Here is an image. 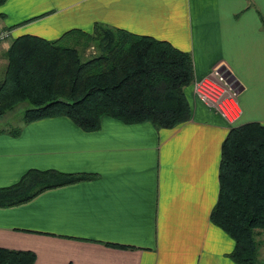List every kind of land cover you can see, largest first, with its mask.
<instances>
[{"label": "crops", "instance_id": "crops-1", "mask_svg": "<svg viewBox=\"0 0 264 264\" xmlns=\"http://www.w3.org/2000/svg\"><path fill=\"white\" fill-rule=\"evenodd\" d=\"M0 12L11 38L58 40L100 23L167 40L190 53L194 82L225 69L240 124H264V0H7ZM193 85L191 119L173 129L106 116L86 132L58 116L0 133V187L31 168L96 174L0 207V247L33 251L34 264H238L234 241L210 220L231 127Z\"/></svg>", "mask_w": 264, "mask_h": 264}, {"label": "trees", "instance_id": "trees-1", "mask_svg": "<svg viewBox=\"0 0 264 264\" xmlns=\"http://www.w3.org/2000/svg\"><path fill=\"white\" fill-rule=\"evenodd\" d=\"M69 38L74 40L70 45ZM88 46L96 54L84 58ZM5 58L0 118L27 102L23 124L65 116L86 132L99 130L106 116L124 124L150 123L158 130L191 119L185 88L194 82L192 57L167 40L96 23L92 33L74 29L58 40L19 35ZM94 178L31 168L16 183L0 187V207L19 206L47 190ZM210 220L234 241L228 254L234 262L264 264V124L230 128L221 147L219 194ZM35 261L33 251L0 247V264Z\"/></svg>", "mask_w": 264, "mask_h": 264}, {"label": "built area", "instance_id": "built-area-1", "mask_svg": "<svg viewBox=\"0 0 264 264\" xmlns=\"http://www.w3.org/2000/svg\"><path fill=\"white\" fill-rule=\"evenodd\" d=\"M10 36V30L0 29V43ZM195 91L202 102L213 107L229 123L240 119L242 111L237 91L231 85L223 86V78L219 74L214 78L209 76L197 81Z\"/></svg>", "mask_w": 264, "mask_h": 264}, {"label": "rangeland", "instance_id": "rangeland-1", "mask_svg": "<svg viewBox=\"0 0 264 264\" xmlns=\"http://www.w3.org/2000/svg\"><path fill=\"white\" fill-rule=\"evenodd\" d=\"M10 38H11V36H10ZM13 39L14 38H11L10 40H8L6 42L3 41L5 43H2V44L0 43L1 44L0 45V55H1V57H0V83L4 80L5 72H6V67H7V60L5 58V53H6L8 47H9V45H10V43H11V41ZM66 41H67L66 44H69L70 45V44L73 43L74 40H72V39L69 38ZM83 54H84V58H88L89 56L96 54V49L94 47H92V46H88L87 48L83 49ZM218 74L223 78V86L228 87L229 85H231L234 89H236L237 94H238V99H239V90H238V87L235 86V84L232 82V79H231L230 75H228L226 73L225 69H223V68L222 69L221 68H216V69H214L213 73L210 76L212 78H214L216 75L218 76ZM197 81L193 82V84H194L193 85L194 86V91H195V83ZM195 94H196L197 98L199 99L196 91H195ZM202 103L205 104L204 102H202ZM29 107H30V104L29 103H27V102L21 103L13 111L8 112L3 117H1L0 118V131H6L7 132L8 130H11V129H14V128L23 126L24 125L23 124V114H24L25 110L27 108H29ZM208 107H210V106H208ZM211 108H213V107H211ZM240 108H241V111H242L241 105H240ZM240 119H241V117H240ZM240 119L239 120H236L234 123H229L226 119L225 120H226V122L228 123V125L230 127H234V126H237L238 124H240V122H239ZM260 258H262V257H260Z\"/></svg>", "mask_w": 264, "mask_h": 264}]
</instances>
